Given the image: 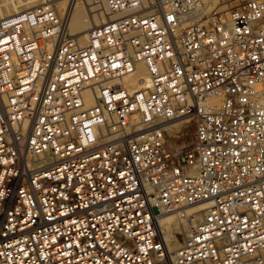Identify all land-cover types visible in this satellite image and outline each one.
<instances>
[{
    "label": "built area",
    "instance_id": "1",
    "mask_svg": "<svg viewBox=\"0 0 264 264\" xmlns=\"http://www.w3.org/2000/svg\"><path fill=\"white\" fill-rule=\"evenodd\" d=\"M92 1L0 19V264H264V0Z\"/></svg>",
    "mask_w": 264,
    "mask_h": 264
},
{
    "label": "bare ground",
    "instance_id": "2",
    "mask_svg": "<svg viewBox=\"0 0 264 264\" xmlns=\"http://www.w3.org/2000/svg\"><path fill=\"white\" fill-rule=\"evenodd\" d=\"M70 2L71 3H69L67 10H66V13H67L66 14V17H67L66 30L67 32H69L68 29H71V28L73 30L86 29L88 27V23L85 20L83 4H81L80 1L77 2V0H70ZM75 5H76V8H75ZM16 9H18L16 4H12V5L7 4L5 6L0 5V14L3 15V17H8V16L15 15L21 12V11L20 12L16 11ZM87 14L89 18L93 19L92 20L93 24L90 27L101 24L104 21L109 19V17H104V18L100 17L101 19L99 21H95L92 14H90L89 12ZM70 22H71V27H70ZM87 31L88 29L80 33H77V32H75L74 34L71 33V35L77 38L80 41V43H84L86 40ZM145 72H146L145 63L138 62L136 72L127 76V82L138 85L140 83L139 79L141 77L146 76ZM130 78H132L131 81L129 80ZM84 94H85L86 102L88 104L93 103L92 93L89 90H86ZM183 128H185V125H183L180 120H176L172 124L171 130L180 131ZM185 222L186 221H182L181 217L179 216L177 212H170V211L162 210L161 213L158 215L159 228L161 230L163 238L166 240L170 248L179 247L181 240L184 239L185 230L190 228V224L188 222L186 223ZM178 233H182L183 236H179Z\"/></svg>",
    "mask_w": 264,
    "mask_h": 264
},
{
    "label": "rangeland",
    "instance_id": "3",
    "mask_svg": "<svg viewBox=\"0 0 264 264\" xmlns=\"http://www.w3.org/2000/svg\"><path fill=\"white\" fill-rule=\"evenodd\" d=\"M23 1H24V3H23ZM78 1H80V3L83 4L84 16H85V20L88 23V27L84 30L83 29L82 30H73L72 28L68 29V31H69V32H67L68 35H71V33L74 34L75 32L80 33V32H83V31L90 28V26L93 24L92 23L93 19L88 17V14H87L88 12L93 15L95 21H99L101 19L100 17H102V18L108 17L107 11L103 5H102V7L97 6L92 0H77V2ZM69 3H71L70 0H0V5H3V6H5L7 4H9V5L16 4V6L18 8V9H16V11H19V12L26 10V9L35 8V7L40 6V5H53L54 7H56V9L59 11V13L62 15V17L66 21H67L66 10H67ZM75 8H76V5H75ZM1 17H3V15L0 14V18ZM70 27H71V22H70ZM131 79L132 78H130L129 80L131 81ZM193 139H194V127L191 126L190 128L183 129V131H181L178 135L169 137L168 144L170 145V147H172L174 149H183L186 146H188L189 144H191ZM178 235L183 236L182 233H178ZM182 241H183V239L181 240V242Z\"/></svg>",
    "mask_w": 264,
    "mask_h": 264
}]
</instances>
